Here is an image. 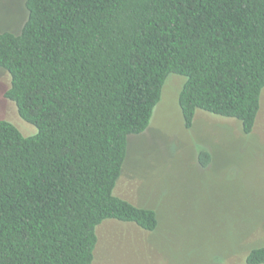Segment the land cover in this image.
<instances>
[{
    "label": "trees",
    "instance_id": "obj_1",
    "mask_svg": "<svg viewBox=\"0 0 264 264\" xmlns=\"http://www.w3.org/2000/svg\"><path fill=\"white\" fill-rule=\"evenodd\" d=\"M0 32L5 98L37 129L0 120V264H93L105 221L147 232L157 213L115 193L129 139L149 128L171 74L198 111L256 125L264 91V0H26ZM130 137V138H129ZM208 150L199 163L207 167ZM246 264H264V246Z\"/></svg>",
    "mask_w": 264,
    "mask_h": 264
},
{
    "label": "rangeland",
    "instance_id": "obj_2",
    "mask_svg": "<svg viewBox=\"0 0 264 264\" xmlns=\"http://www.w3.org/2000/svg\"><path fill=\"white\" fill-rule=\"evenodd\" d=\"M26 0H0V32L18 34ZM185 78L171 74L148 130L129 139V156L115 193L157 213L147 232L134 224L105 221L98 228L93 264H246L264 246V91L253 132L241 124L198 111L187 130L179 107ZM10 75L0 69V120L25 137L37 129L5 98ZM208 150L207 167L199 163Z\"/></svg>",
    "mask_w": 264,
    "mask_h": 264
}]
</instances>
